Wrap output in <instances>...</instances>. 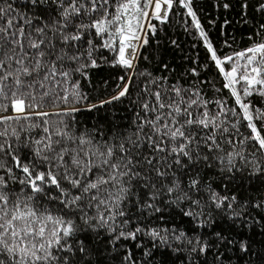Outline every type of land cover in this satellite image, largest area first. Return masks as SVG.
Masks as SVG:
<instances>
[{
    "label": "snow or ice",
    "instance_id": "snow-or-ice-1",
    "mask_svg": "<svg viewBox=\"0 0 264 264\" xmlns=\"http://www.w3.org/2000/svg\"><path fill=\"white\" fill-rule=\"evenodd\" d=\"M181 2L196 20L190 0ZM30 3L32 6L46 5L48 0H30ZM51 4L55 7L46 9L48 15L55 11L59 19L46 22L41 13L36 17L38 26L33 24L31 17L17 14L11 5L0 7V113L7 112L9 107L15 113L0 114V125L13 120L27 121L32 116L48 117L50 113L37 111L44 107L45 101L53 105L71 103L73 106L66 107L63 113L70 117L81 111L75 105L87 100V96L81 93L78 83L73 84L70 93L67 88H63V95L56 92V86L61 85L58 77L67 84L71 75L70 70L64 69V64L81 59V55H70L66 46L72 45L75 49L77 41L88 44L87 56L90 65L95 67L96 61L91 59L96 47L91 39L94 32L103 40L102 47L116 53L113 64L131 69L137 57V47L148 43L146 36L142 39L140 35L145 27L143 21L149 16L147 9H153L155 19L166 21L167 16L162 17L161 11L162 8L164 11L171 9L173 0H144L143 5L141 0H125L118 6L110 5L109 0H87V3L85 0H51ZM109 7H115V11L109 13ZM148 27L155 31L151 24ZM196 27L200 28L198 20ZM69 28L73 31H68ZM105 35L107 39H103ZM200 35L224 75V87L230 90L235 104L242 111L237 113L217 102L220 112L210 114L207 110L209 102L198 92L195 99L185 100L184 95L190 96L191 90L185 89L182 94L180 88H174L175 98H169L168 103L161 100V92L157 91L152 94L156 103L151 107L148 103L142 104L145 113L151 112L152 117L142 119L138 116L140 122L134 133L114 134L108 139H103V133H100L101 140L94 142L95 133L85 131L77 136L62 120L59 123L64 125L63 128L54 126V132H50L45 119L43 131L48 136L35 141L41 145L35 150L38 164H22L18 157H14L23 176L15 177L11 168L6 169L8 179L0 176V257H6L0 258V264H111L116 258L120 264H147L134 258L131 249H125L120 255L117 243L136 242L137 248H143L138 237L148 236L154 241L153 248H170L168 236L161 234L169 231L173 232L172 240L193 244L184 233L176 234L175 230L147 228L139 224L125 230L131 213H126L124 208L151 209L148 215H152L183 200L199 206L200 202L193 201L181 188L176 172L188 175L193 169L211 167L215 162L220 171L231 178L233 169L240 171L236 165L237 157L242 161L245 157L241 151L225 152L222 145L235 148L236 143L246 145L253 142L252 147L264 156V112L244 101L254 93L264 98V43L237 53L235 58L221 59L202 28ZM57 44L62 46L58 48ZM241 60H244L243 64ZM226 62L231 65L230 71H225L223 65ZM87 66L78 64L75 71L82 72ZM241 82L243 85L238 90L237 85ZM127 94L128 86L125 85L111 99L119 100ZM5 100L8 103L2 102ZM94 107L96 105H90V108ZM227 114L240 116L246 121L250 134L245 136L239 131V120L231 127L225 126L221 116L226 119ZM254 121H259L261 127L258 128ZM12 134L16 135L15 129ZM7 135L8 128L0 131V136ZM53 135L56 139H52ZM69 142L72 147H68ZM0 151H3L2 144ZM251 163V174L264 172L255 160ZM4 167L0 162V168ZM10 183H18L21 186L19 192L9 188ZM198 183V179H190L187 187L195 190ZM161 196L165 199L160 200ZM211 199L219 208L228 198L221 199L213 194ZM158 200L164 204V209L155 203ZM184 214L195 215L191 211ZM216 237L220 242L232 243L220 233H216ZM237 243L240 251H250L247 239ZM207 247L197 239L191 250L203 253ZM107 251L114 255L106 256ZM151 254V249L144 251L146 257Z\"/></svg>",
    "mask_w": 264,
    "mask_h": 264
},
{
    "label": "trees",
    "instance_id": "trees-1",
    "mask_svg": "<svg viewBox=\"0 0 264 264\" xmlns=\"http://www.w3.org/2000/svg\"><path fill=\"white\" fill-rule=\"evenodd\" d=\"M125 0H109V4L118 6ZM188 2V0H184ZM87 3V0H85ZM144 0H141L143 5ZM191 9L196 13V20L200 23V28L196 27V20L188 14V9L184 7L181 0H173L171 9L166 14L167 20L161 22L155 19L154 14L149 15L143 21L145 27L140 33L142 39L146 36L148 43L138 46L137 57L133 68L126 69L113 64V58L116 53L111 49L102 47L103 40L92 33L91 39L96 47L92 51L91 59L96 61V66L90 65V59L87 56L86 49L88 44L75 42V49L72 45L66 46L70 55H81V59L74 63L66 62L65 70H70L71 75L68 83L56 86V92L64 94L63 88H67L70 93L73 84L78 83L82 94L87 96V100L75 105L81 111L74 113L71 117L63 114L68 105H53L47 101L42 109L37 111H46L50 113L46 118L32 116L29 120L21 119L19 121H9L6 125H0V131L8 128L7 136H0V144L3 145V151H0V162H3L4 168H0V176L8 179L9 174L6 169L11 168L15 177L20 178L23 173L16 167L14 157H18L22 164H38L36 148L41 147L35 141L43 140L48 133L43 131L46 126L44 120L48 121L50 132H54L55 127L63 128L68 126V130L80 135L85 131L95 133L94 142L101 140L100 133H103V139H108L115 135H125L136 131V124L140 122L139 118L149 119L152 113H145L142 108L143 103H148L150 107L156 103L153 93L160 91L161 100L169 102V98H175L173 89L191 90V95H184V99H195L198 92L200 97L208 101L207 110L210 114L220 112V104L226 108L235 109L237 113L242 110L235 104V100L229 89L224 87L226 80L223 73L211 57V52L200 35L202 28L207 35L208 41L216 51L218 58L233 56L245 51L256 44L264 43V0H190ZM9 5L19 15L26 18L31 17L34 25H39L36 17L43 13L42 19L50 22L52 18L59 19L55 11L48 15L46 9L51 10L55 6L48 0L46 5L32 6L30 0H0V7L7 8ZM228 5V7H225ZM246 5V6H245ZM151 8L147 9L148 12ZM109 13L115 11V7H109ZM95 15V14H93ZM88 22L87 19L84 20ZM2 23V21H0ZM79 23V21H77ZM154 26L153 32L148 25ZM25 31H28L25 25ZM68 31H73L69 28ZM51 36V33L49 32ZM107 39V35L103 37ZM62 45L57 44V47ZM78 50V51H77ZM241 64L244 60L240 61ZM88 65L82 69V72H76L77 65ZM225 71L231 70L230 63L224 65ZM124 79L121 80L120 78ZM128 86V94L119 100H112L113 96L118 95L124 86ZM243 82L237 85L241 89ZM243 96V92L241 91ZM71 100V97L69 98ZM102 101H111L110 103H101ZM245 103L251 102L254 109L264 112V98L254 93L251 97L244 98ZM8 103V101H2ZM220 102V104H217ZM90 105H96L90 108ZM2 115H15L12 108ZM225 126L231 127L240 121L239 131L245 136L250 134V129L240 116L227 114ZM64 125L60 124V121ZM257 127L260 128L259 121ZM39 125L31 127L30 125ZM15 129L16 135L12 134ZM147 131V129H145ZM264 134V130H262ZM52 139H56L53 135ZM237 136L236 140L239 141ZM253 142L246 145L235 144V148L229 145H222L225 152L241 151L245 160L239 157L236 159L237 168L233 169V175L228 178L227 173L220 171V166L212 162L211 167H198L193 169L188 175H181L176 172V177L180 182L181 188L187 192L193 201H199L196 206L189 200H183L178 205L173 204L163 212H156L148 215L151 209L146 211H137L135 207L124 208L126 213H131L130 222L125 230L134 228L139 224L141 227L175 230L176 234L184 233L188 239L193 241L192 245L185 241L172 240L173 232H162L167 235L171 247L153 248L154 241L151 237L140 236L138 241L142 243L143 248H137L136 242L120 241L116 247L120 249V255H123L125 249H131L134 258L147 264H264V172L251 174L252 163L255 160L261 169H264V156L256 152L252 147ZM10 146V147H9ZM73 145L69 142L68 147ZM255 153V156H253ZM47 154V153H44ZM247 162V166L245 163ZM199 180L195 190L187 187L190 179ZM167 184L168 181H165ZM18 183H10L9 188L19 192ZM159 187V185H157ZM215 194L219 198L228 199L224 201L219 208L216 207V201L211 199ZM235 197V200L232 198ZM165 197L161 196L160 200ZM160 200L155 203L164 209V204ZM144 196L141 192V202ZM231 203V207H229ZM51 208L52 205H49ZM191 211L195 215L187 216L184 213ZM239 213V216L236 214ZM162 217V218H161ZM75 219V218H73ZM245 221L248 223L246 224ZM77 223H80L77 220ZM216 233L227 237L232 241L220 242ZM83 238V236H81ZM199 239L207 244V250L193 252L191 249ZM247 239L251 245L247 253L239 250L237 241ZM107 240V235H105ZM121 244L123 248H121ZM151 249V256H144V251ZM172 249H176L173 251ZM106 256L114 255L111 251L105 252ZM5 258L6 257H0ZM111 264H120L119 258L113 259Z\"/></svg>",
    "mask_w": 264,
    "mask_h": 264
},
{
    "label": "rangeland",
    "instance_id": "rangeland-1",
    "mask_svg": "<svg viewBox=\"0 0 264 264\" xmlns=\"http://www.w3.org/2000/svg\"><path fill=\"white\" fill-rule=\"evenodd\" d=\"M164 7L166 8V6H164ZM167 12H168V9H167V11H164V9L162 8L161 16L163 17L164 15L167 14ZM152 14H154V12H153V9L151 8L149 11V15H152Z\"/></svg>",
    "mask_w": 264,
    "mask_h": 264
},
{
    "label": "built area",
    "instance_id": "built-area-1",
    "mask_svg": "<svg viewBox=\"0 0 264 264\" xmlns=\"http://www.w3.org/2000/svg\"><path fill=\"white\" fill-rule=\"evenodd\" d=\"M136 52H137V49H136ZM134 61H135V59H134ZM134 61H133V62H134Z\"/></svg>",
    "mask_w": 264,
    "mask_h": 264
}]
</instances>
